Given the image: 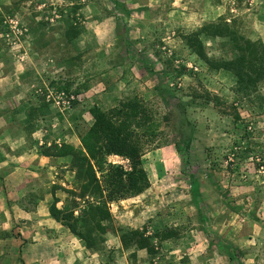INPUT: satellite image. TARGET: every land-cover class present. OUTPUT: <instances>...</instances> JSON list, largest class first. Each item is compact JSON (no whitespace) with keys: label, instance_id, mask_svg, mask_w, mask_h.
<instances>
[{"label":"rangeland","instance_id":"374dc122","mask_svg":"<svg viewBox=\"0 0 264 264\" xmlns=\"http://www.w3.org/2000/svg\"><path fill=\"white\" fill-rule=\"evenodd\" d=\"M221 20L264 43V0H0V163L34 151L41 168L17 206L48 196L49 211L56 187L79 190L72 157L44 151L81 150L95 107L140 98L159 125L143 150L150 188L111 204L112 231L99 250L79 240L87 257L76 264H264V81L239 93L234 74L211 69L185 40ZM201 40L213 60L238 56L229 38ZM56 194L59 208L75 207ZM14 207L0 205V264H36L20 234L32 221L11 218ZM166 228L179 236L158 244ZM119 230H146L158 253L124 249Z\"/></svg>","mask_w":264,"mask_h":264},{"label":"trees","instance_id":"16d2710c","mask_svg":"<svg viewBox=\"0 0 264 264\" xmlns=\"http://www.w3.org/2000/svg\"><path fill=\"white\" fill-rule=\"evenodd\" d=\"M75 29V28H74ZM226 37L231 40L238 56L233 60H213L207 52L201 35ZM80 35L75 31L69 38ZM186 44L213 70H226L237 78L238 92L255 91L264 81V43L252 41L240 35L231 25L221 20L185 37ZM147 68V67H146ZM216 100L220 101L218 97ZM93 125L82 137V149L65 145L57 151H44L47 157H72L73 171L79 190L56 187L53 203L49 207L52 219L67 227L89 250H99L105 236L112 231L113 213L111 204L144 193L150 188V180L143 166L144 144L155 139L158 123L140 98L121 102L104 111L95 107L91 111ZM240 115L236 114V120ZM187 142L185 148H189ZM110 156H119L128 161V166L108 162ZM62 190L74 198V208H59L60 198L56 192ZM77 200H83L85 208L80 212ZM228 204L231 203L228 201ZM78 213V214H77ZM120 240L124 249L145 250L150 256L158 253V246L146 230L122 231ZM179 231L166 228L156 233L158 244L177 238ZM231 259L234 256L229 254Z\"/></svg>","mask_w":264,"mask_h":264},{"label":"crops","instance_id":"0c3cea01","mask_svg":"<svg viewBox=\"0 0 264 264\" xmlns=\"http://www.w3.org/2000/svg\"><path fill=\"white\" fill-rule=\"evenodd\" d=\"M6 157L7 160L0 163V177H3L0 188V205L1 209L8 213L9 209H4V207L10 205L12 208L14 204L16 207H14V215L11 214V218L32 221L33 229L20 231L24 240L23 252L26 257L31 258L36 264H46L48 260L55 261L57 264H76L80 262L79 259L87 257L79 239L67 227L50 217L47 208L50 200L48 196L36 199L33 210L17 206V203L27 197L30 191H36V178L41 168L34 163L37 158L34 151H14ZM48 161L49 158L42 156L39 164H45ZM27 221L25 223L29 224ZM46 244L52 246L53 255L50 257H46Z\"/></svg>","mask_w":264,"mask_h":264}]
</instances>
